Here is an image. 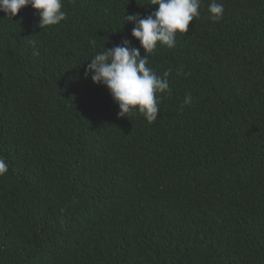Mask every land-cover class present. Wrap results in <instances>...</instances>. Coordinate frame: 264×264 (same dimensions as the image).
<instances>
[{
  "label": "trees",
  "instance_id": "obj_1",
  "mask_svg": "<svg viewBox=\"0 0 264 264\" xmlns=\"http://www.w3.org/2000/svg\"><path fill=\"white\" fill-rule=\"evenodd\" d=\"M210 2L149 56L171 69L153 123L84 77L140 47L124 16L150 0H63L44 29L0 12V264H264V0Z\"/></svg>",
  "mask_w": 264,
  "mask_h": 264
},
{
  "label": "clouds",
  "instance_id": "obj_2",
  "mask_svg": "<svg viewBox=\"0 0 264 264\" xmlns=\"http://www.w3.org/2000/svg\"><path fill=\"white\" fill-rule=\"evenodd\" d=\"M150 3L155 6V11L149 15L143 18L138 13L124 16L125 23L134 25L131 36L139 41L140 47H133L127 39L111 49L104 47L90 59L84 69V77L90 75L93 84L106 87L118 105V117L128 118L138 112L148 123H153L160 112L161 97L158 94L170 92L168 77L171 69L162 76L157 75L149 66V56L155 53L158 43L169 49L176 46L177 34L187 33L189 24L201 15V0H150ZM26 6L37 11L41 29L67 19L63 0H0V12L9 19ZM207 11L211 21L219 22L223 18L224 5L211 0ZM90 44L96 48L95 40ZM33 54L39 55V52L34 51ZM181 72L182 69L177 70V74ZM192 102L191 93H186L181 107ZM8 167L7 160L0 156V176L8 171Z\"/></svg>",
  "mask_w": 264,
  "mask_h": 264
}]
</instances>
